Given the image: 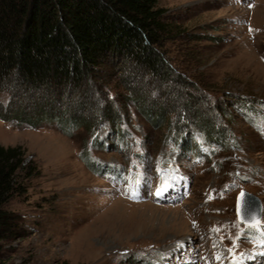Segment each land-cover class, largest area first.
Here are the masks:
<instances>
[{"label": "rangeland", "instance_id": "rangeland-1", "mask_svg": "<svg viewBox=\"0 0 264 264\" xmlns=\"http://www.w3.org/2000/svg\"><path fill=\"white\" fill-rule=\"evenodd\" d=\"M157 6L172 29L160 48L169 79L123 63L106 67L90 90L14 98L31 114L90 124L100 116L93 133L0 121V145L21 147L34 170L5 205L25 235L3 244L0 264H264L256 255L264 244L239 222L236 204L241 190L257 196L264 231V0ZM9 99L0 92V112ZM208 125L226 134L224 145L207 139ZM138 173L147 183L129 199L125 178L135 187Z\"/></svg>", "mask_w": 264, "mask_h": 264}, {"label": "trees", "instance_id": "trees-1", "mask_svg": "<svg viewBox=\"0 0 264 264\" xmlns=\"http://www.w3.org/2000/svg\"><path fill=\"white\" fill-rule=\"evenodd\" d=\"M158 2L0 0V92L10 95L0 112V121L30 129L51 121L68 137L83 127L93 133L100 116L93 115L90 124L82 116L65 117L58 108L53 109L59 115L40 108L31 114L15 99L20 91L47 94L61 89L90 90L93 80L99 79L106 67L119 68L123 63L154 79H169L172 72L160 48L172 35V29L163 20L164 12ZM48 99L54 97L44 100ZM161 118L156 116V121ZM205 129L210 142L221 146L226 143L221 129L211 125ZM82 159L94 170L88 155ZM33 173L21 147L0 145V253L4 243L25 235L19 216L7 211L5 205L24 192L22 176L28 178Z\"/></svg>", "mask_w": 264, "mask_h": 264}, {"label": "snow or ice", "instance_id": "snow-or-ice-1", "mask_svg": "<svg viewBox=\"0 0 264 264\" xmlns=\"http://www.w3.org/2000/svg\"><path fill=\"white\" fill-rule=\"evenodd\" d=\"M250 31H251V29H250ZM158 171H159V165H158ZM125 179H127L129 181V188L126 190L127 193H128V198L129 199H135L137 197V195H138L139 186L141 184V181L143 180L144 183H147V177L143 176L140 173H138L137 174V179L135 181V187H132L131 177H126ZM172 179H176V177L173 176ZM170 186L171 185H168L166 183L163 188L158 187L156 192H155V195L157 197L162 196V193L167 191L168 187H170ZM241 195H244V194L242 193ZM209 198H211V197H209ZM239 211H240V208H239V202H238V213H239ZM245 219L248 221L247 227L256 230L257 237H258L260 243L264 244V231L260 230L261 227H262L260 220L257 219L256 215L253 214L252 212H246L245 213ZM212 231H219V229L214 228V229H212ZM233 246L235 247V241H233ZM229 251L231 252V249H229ZM256 255L264 256V252L257 253ZM245 258L251 259L252 257H242L240 260L233 259L230 262V264H243V259H245ZM216 259L220 260V256L217 255Z\"/></svg>", "mask_w": 264, "mask_h": 264}, {"label": "water", "instance_id": "water-1", "mask_svg": "<svg viewBox=\"0 0 264 264\" xmlns=\"http://www.w3.org/2000/svg\"><path fill=\"white\" fill-rule=\"evenodd\" d=\"M242 193L244 195H241ZM238 202L240 208L239 213H238ZM236 204H237V213L240 223L248 224V221L245 219L246 212H252L253 214L256 215L257 219L261 220L262 204L257 196L245 190H241L237 196Z\"/></svg>", "mask_w": 264, "mask_h": 264}, {"label": "bare ground", "instance_id": "bare-ground-1", "mask_svg": "<svg viewBox=\"0 0 264 264\" xmlns=\"http://www.w3.org/2000/svg\"><path fill=\"white\" fill-rule=\"evenodd\" d=\"M115 204H120V203H122V202H120V201H115L114 202ZM125 204V203H124ZM125 205H127V204H125ZM133 207H138L137 205H133Z\"/></svg>", "mask_w": 264, "mask_h": 264}]
</instances>
